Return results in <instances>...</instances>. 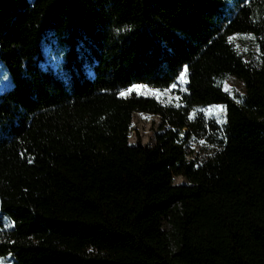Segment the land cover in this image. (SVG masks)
Masks as SVG:
<instances>
[{"label":"trees","instance_id":"1","mask_svg":"<svg viewBox=\"0 0 264 264\" xmlns=\"http://www.w3.org/2000/svg\"><path fill=\"white\" fill-rule=\"evenodd\" d=\"M0 61V258L264 264V0H0ZM185 69L176 105L120 95ZM214 104L222 123L195 112ZM134 112L152 144L129 143Z\"/></svg>","mask_w":264,"mask_h":264},{"label":"rangeland","instance_id":"2","mask_svg":"<svg viewBox=\"0 0 264 264\" xmlns=\"http://www.w3.org/2000/svg\"><path fill=\"white\" fill-rule=\"evenodd\" d=\"M234 42H238L244 49V53L247 51L256 52V49L250 43L248 38L241 39L236 36L230 38ZM183 74V75H182ZM177 81L171 84L166 89H157L149 87L143 84H134L126 89L120 91L126 93L128 96L136 94L140 96L153 97L163 104L176 105L179 100V92L185 89L186 74L183 72ZM11 87V81L7 71L0 61V91H5ZM223 88L229 91L237 99L235 93H239L242 90V83L239 79L234 76H230L223 82ZM122 96V95H121ZM195 112H200L208 118L216 120L218 123H222L225 120V108L221 104H214L209 106H199L195 108ZM160 119L158 115L145 113V112H134L130 124V131L128 141L130 144H134L140 141L144 144H152L155 139V133L159 132ZM215 146L208 144L204 140H190L189 142V158L197 161L209 156L215 150ZM186 179L181 176H175L173 183H185ZM0 226H10L9 220L0 212ZM0 264H15L13 259L10 257L0 258Z\"/></svg>","mask_w":264,"mask_h":264},{"label":"snow or ice","instance_id":"3","mask_svg":"<svg viewBox=\"0 0 264 264\" xmlns=\"http://www.w3.org/2000/svg\"><path fill=\"white\" fill-rule=\"evenodd\" d=\"M186 71H187V69H185V73H186ZM183 75V74H182ZM121 95L123 96V95H126V93H121Z\"/></svg>","mask_w":264,"mask_h":264}]
</instances>
